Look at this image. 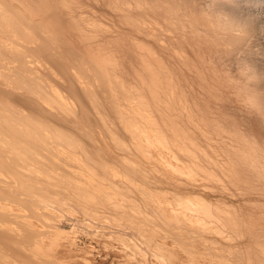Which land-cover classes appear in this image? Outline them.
Returning a JSON list of instances; mask_svg holds the SVG:
<instances>
[{
	"label": "bare ground",
	"instance_id": "6f19581e",
	"mask_svg": "<svg viewBox=\"0 0 264 264\" xmlns=\"http://www.w3.org/2000/svg\"><path fill=\"white\" fill-rule=\"evenodd\" d=\"M186 1L192 8L193 0L165 2V25L133 18L124 2L116 8L156 40L173 30L189 44L203 37L223 65L251 64L238 42L253 31L248 5L258 0H212L221 12L207 11L209 25ZM69 7L0 0V264H238L230 237H209L220 230L208 198L146 178L147 165L155 175L214 176L193 160L188 129L165 107L159 69L171 73L160 55L132 37L149 83L132 81L97 41L109 25L65 18ZM182 109L190 125L192 110ZM253 252L264 264V247Z\"/></svg>",
	"mask_w": 264,
	"mask_h": 264
},
{
	"label": "rangeland",
	"instance_id": "374dc122",
	"mask_svg": "<svg viewBox=\"0 0 264 264\" xmlns=\"http://www.w3.org/2000/svg\"><path fill=\"white\" fill-rule=\"evenodd\" d=\"M66 1L70 7L63 12L65 18L71 15L78 23L81 18L98 19L109 25V30L100 32L97 41L116 54L125 76L132 81L139 84L142 75L149 83V74L131 38L145 41L158 52L171 73L167 78L166 72L159 69L163 94L169 98L165 107H173L174 119L183 134L188 129L194 143L193 160L214 176L207 178L202 173V178L196 181L165 173L155 175L147 165L146 178L156 177L161 189L193 192L208 198L213 212L210 222L220 230L209 233V237L219 242L222 236L230 237L238 249L235 252L238 264H258L253 248L264 247V0L255 1V5H250V0H240L250 3L249 8L254 9L250 12L256 19L253 31L238 42L246 48V54L250 52L251 64L242 61L229 66L218 59L210 39L193 38L189 44L173 30L166 40H156L123 21L116 8L124 2L133 18L148 20L157 16L165 25L167 0ZM193 2L192 8L186 6L187 1L184 3L186 10L196 16L203 15L207 25L208 19L213 20L207 11L212 16L221 12V6L212 0ZM234 33L238 38L243 37L241 32ZM70 36L74 38V33L70 32ZM248 71L253 73L247 74ZM184 105L192 110L190 125L186 123ZM219 182L221 187L217 185ZM150 257L147 250L149 263Z\"/></svg>",
	"mask_w": 264,
	"mask_h": 264
}]
</instances>
